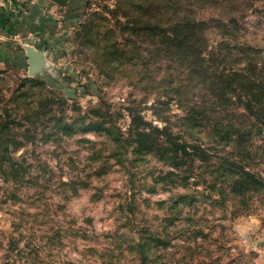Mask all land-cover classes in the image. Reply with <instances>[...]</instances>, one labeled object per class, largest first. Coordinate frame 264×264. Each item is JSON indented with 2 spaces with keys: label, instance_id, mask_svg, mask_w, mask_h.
Listing matches in <instances>:
<instances>
[{
  "label": "rangeland",
  "instance_id": "obj_1",
  "mask_svg": "<svg viewBox=\"0 0 264 264\" xmlns=\"http://www.w3.org/2000/svg\"><path fill=\"white\" fill-rule=\"evenodd\" d=\"M222 4H195L192 15L207 21L195 38H205L200 51H212L224 39L219 22L234 18L242 26L234 41L264 48V0L238 16ZM162 6L0 0V135L15 159L0 155V264H144L132 249L143 237H160L156 264H264V129L240 146L237 131L255 121L218 94L221 58H189V26L180 33L187 38L165 34L189 22V12L177 19L185 6ZM194 103L201 112L185 122ZM137 112L203 141L211 161L180 168L160 153L136 152L129 127ZM81 118L120 129L122 142L104 131L66 135L62 121ZM225 125L236 142L222 133L214 148L210 134ZM179 194L196 208L176 205Z\"/></svg>",
  "mask_w": 264,
  "mask_h": 264
},
{
  "label": "trees",
  "instance_id": "obj_2",
  "mask_svg": "<svg viewBox=\"0 0 264 264\" xmlns=\"http://www.w3.org/2000/svg\"><path fill=\"white\" fill-rule=\"evenodd\" d=\"M153 1L160 6L164 4H168L170 7H174L176 5L185 6L186 12L174 11V15L177 19L182 18L185 13L189 12V16L186 15L184 19H189V22L182 25V21H179V23L173 29V35L168 34L167 31H165V34L169 36L167 38H172L173 40L176 37L187 38V33H185V35H182L180 33L183 32L187 28V26H189V58H193L194 62L199 60L203 55L206 58V54L211 55L216 59L221 58V62L224 66L218 67V70H220L219 78L221 76V86H217L218 94H222V98L230 104L233 102L242 104L241 106H243L244 110L248 112V114L255 121L254 124H252V129L246 128V130L239 129L237 131V137L243 139V141L240 142V146L242 148L245 147V145L248 144V142L251 140L244 139L249 133L254 135V133L263 132L264 129V48L255 47L244 42L241 43L240 40L237 42L234 41L236 40V38L239 39L237 33L242 29L241 23L234 18L233 21L219 22L221 24L222 37H224V39L217 41L216 46H212V51L202 53L200 51V48H202L205 38H195L196 34L202 31L203 27L207 25V21L204 19L197 20L192 15V13L194 12V8L196 5L198 6L211 0H191L194 3L189 0V7L185 5V2L187 0H176L178 1L177 3H173V0ZM212 1H214L215 5L220 7L221 10L223 9L222 2H225V7L230 6L232 10L230 11L229 9L228 14L235 16H238L240 14V10L242 8L243 12H245L255 6L254 0ZM239 2L241 3L236 6ZM90 4L91 3L89 1L88 5L90 6ZM165 9L167 10V7ZM221 14L223 15L222 11ZM164 18L165 17H162V19ZM210 30L216 33L215 29H209L208 32ZM201 53L202 56L200 55ZM197 68H201V66L192 67L191 69H189V72L193 73L197 70ZM32 81L38 84L49 85L46 81L40 78L32 79ZM231 88L233 90V94L235 95H233L234 97L232 98H228L227 90ZM190 89L194 88L190 87ZM217 90L215 89L216 92ZM65 99L66 101L69 100L68 98ZM236 99L238 100L237 102ZM213 105H215L216 108V104L213 103ZM202 109V113H209V108L203 107ZM199 111L201 112L200 105H198V103H194V105L189 107V117L184 118L183 120L185 122L189 121L190 123V117L195 115L194 113H198ZM219 114H221L220 110H216L212 113L213 116H217ZM195 122L198 123V121ZM79 123H81V125H78ZM104 125V123L96 121L93 122L92 120L85 121L84 118L76 120L73 123L64 119L62 121V130H64V133L69 136L79 131H104L109 138L113 139L117 144H120L123 140V134L119 132L120 129L115 131V129L106 127ZM232 127V125H225L223 129H221L220 133H218V131L216 130L214 135L211 133V137H214L209 139L210 144L214 148H217V146L220 144L219 134L222 133L224 134V137L228 138L229 142H236V139L233 136ZM129 134L134 137V140L131 141V144L134 145L133 149L135 148L136 152L144 150L148 153H160L162 158H167V160L174 162L175 165L180 168H183V166L185 164H188L189 162L195 163V159H198L200 161H211V158L214 156L212 153H207L203 141H199L197 138L195 140H191L175 135L167 125H164L162 127L159 125H155L149 120H146V118L138 112L132 115ZM4 139L5 137H1L0 135V144L3 143L5 145L4 149H2L3 151L1 150L2 152L0 153L1 158L3 160L6 159L14 162L15 159L11 155V144L9 142V139H6V141H4ZM243 144L245 145L242 146ZM245 152L249 154L247 150ZM235 160V158H231L228 161L232 166H236ZM171 174L173 175L175 173L171 172ZM247 174L254 177L251 173ZM178 196L179 200L176 201V205H179L180 202L184 207L186 205H189L192 209L196 208L194 198L190 199V196L188 194H179ZM159 238L143 237L139 239V242L136 241L134 248L132 247V249H137L138 255H142V262H144V264H156L157 260L154 257L156 249L153 248V244L154 242L159 241Z\"/></svg>",
  "mask_w": 264,
  "mask_h": 264
},
{
  "label": "water",
  "instance_id": "obj_3",
  "mask_svg": "<svg viewBox=\"0 0 264 264\" xmlns=\"http://www.w3.org/2000/svg\"><path fill=\"white\" fill-rule=\"evenodd\" d=\"M55 2H57L58 4L60 5H66L67 3V0H54ZM29 57H30V60H35V55L33 53H29Z\"/></svg>",
  "mask_w": 264,
  "mask_h": 264
}]
</instances>
